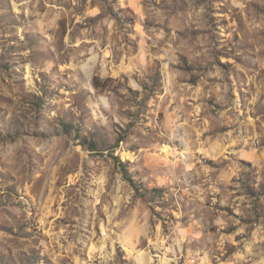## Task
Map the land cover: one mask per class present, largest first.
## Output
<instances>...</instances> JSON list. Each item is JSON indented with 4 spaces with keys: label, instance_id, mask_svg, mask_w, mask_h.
<instances>
[{
    "label": "rangeland",
    "instance_id": "rangeland-1",
    "mask_svg": "<svg viewBox=\"0 0 264 264\" xmlns=\"http://www.w3.org/2000/svg\"><path fill=\"white\" fill-rule=\"evenodd\" d=\"M0 264H264V0H0Z\"/></svg>",
    "mask_w": 264,
    "mask_h": 264
}]
</instances>
